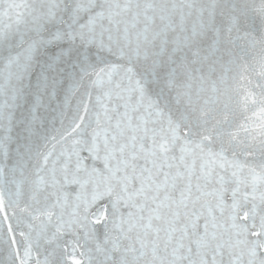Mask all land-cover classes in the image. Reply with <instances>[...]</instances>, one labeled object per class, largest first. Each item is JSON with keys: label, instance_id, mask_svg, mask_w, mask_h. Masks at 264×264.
Segmentation results:
<instances>
[{"label": "snow or ice", "instance_id": "obj_1", "mask_svg": "<svg viewBox=\"0 0 264 264\" xmlns=\"http://www.w3.org/2000/svg\"><path fill=\"white\" fill-rule=\"evenodd\" d=\"M0 264H264V0H0Z\"/></svg>", "mask_w": 264, "mask_h": 264}]
</instances>
